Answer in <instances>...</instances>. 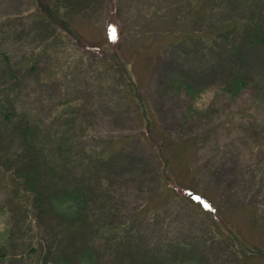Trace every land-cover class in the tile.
Segmentation results:
<instances>
[{
  "label": "rangeland",
  "instance_id": "rangeland-1",
  "mask_svg": "<svg viewBox=\"0 0 264 264\" xmlns=\"http://www.w3.org/2000/svg\"><path fill=\"white\" fill-rule=\"evenodd\" d=\"M35 1L0 0V52L36 189L84 203L38 209L0 120V264H264V0Z\"/></svg>",
  "mask_w": 264,
  "mask_h": 264
},
{
  "label": "trees",
  "instance_id": "trees-1",
  "mask_svg": "<svg viewBox=\"0 0 264 264\" xmlns=\"http://www.w3.org/2000/svg\"><path fill=\"white\" fill-rule=\"evenodd\" d=\"M196 2V4H199L201 0H193ZM38 4V12L43 14L45 17H50L51 22H60L62 21L61 15L57 12H53L50 10L48 6H46V3H44L43 0H37L35 1ZM220 8V5H219ZM253 24V28L255 27L256 30H258V23L257 21L248 20ZM233 25L227 26V28H233ZM238 30V29H237ZM235 30L234 32H236ZM233 31V29L228 30ZM233 32V33H234ZM227 37V33L225 34ZM260 39V38H259ZM258 39V40H259ZM261 42L264 45V38H262ZM0 52L1 57L3 58V63H5V67L0 69V76L7 77L6 79L7 83H2L0 87V120L2 122H6V125L10 127L9 130L12 129L13 133L19 134L20 137H23L22 144H21V163L22 167L13 169L10 173V176L12 177L13 181L18 183H23L22 186H26L30 189V192L32 194H29L30 198L33 200L35 206H38V209L49 206L51 209H54L58 211L59 213L63 214V216L68 220L75 219L74 217L80 216L82 214V208H83V194L74 187L73 189H70V192H64V194L59 198L57 194H42L36 189V177L38 175L36 161L39 158H42L44 156V149L41 146V143L39 142V139L34 137V125L35 122L27 116L23 115L22 113H19L16 111V90L15 85L13 84V69L12 62L10 57L6 54ZM117 52V51H116ZM114 52V54H116ZM101 60H105L104 58H100ZM123 65V64H122ZM7 67V68H6ZM113 69L116 70H122L121 72L125 75L126 80L129 81V73L125 71V69H122V66L120 63L112 64ZM128 77V78H127ZM127 81V82H128ZM8 82H10L9 86H7ZM131 87L133 86V83H130ZM134 87V86H133ZM132 87V88H133ZM238 88H242V83L238 86ZM136 97L139 99V97L136 95ZM140 101V99H139ZM143 107V105H142ZM160 151V148L158 150ZM163 159V165L162 170H166V165H164ZM167 163V162H165ZM10 167V166H8ZM32 168V172L30 170ZM10 169V168H9ZM21 170H25L26 172L20 173ZM164 181V178H161ZM232 236V237H231ZM230 237L233 239L232 246L234 247V250L231 252H236L238 258H240V240L235 234V238L232 234H230ZM244 256H247V253H244ZM242 255V254H241ZM242 257V256H241ZM59 264H69L68 262H63Z\"/></svg>",
  "mask_w": 264,
  "mask_h": 264
},
{
  "label": "snow or ice",
  "instance_id": "snow-or-ice-1",
  "mask_svg": "<svg viewBox=\"0 0 264 264\" xmlns=\"http://www.w3.org/2000/svg\"><path fill=\"white\" fill-rule=\"evenodd\" d=\"M113 34H114V30H113Z\"/></svg>",
  "mask_w": 264,
  "mask_h": 264
}]
</instances>
